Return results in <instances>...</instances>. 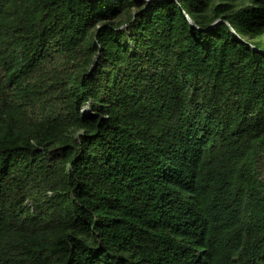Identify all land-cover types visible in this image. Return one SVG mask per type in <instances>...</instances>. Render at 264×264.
<instances>
[{
    "label": "trees",
    "instance_id": "16d2710c",
    "mask_svg": "<svg viewBox=\"0 0 264 264\" xmlns=\"http://www.w3.org/2000/svg\"><path fill=\"white\" fill-rule=\"evenodd\" d=\"M263 51L264 0H0V264H264Z\"/></svg>",
    "mask_w": 264,
    "mask_h": 264
},
{
    "label": "water",
    "instance_id": "95a60500",
    "mask_svg": "<svg viewBox=\"0 0 264 264\" xmlns=\"http://www.w3.org/2000/svg\"><path fill=\"white\" fill-rule=\"evenodd\" d=\"M146 1H150V0H146ZM186 16H187V19H188V21L190 22V24H191L192 26L198 28V26L195 24V22H194V21H193L188 15H186ZM218 22H224V23L228 24L226 21H223V20H221V19H218V20L215 21L213 24L218 23ZM198 29H199V28H198ZM231 30H232V32H233L234 34H236L232 28H231ZM259 51H262V50H259ZM263 52H264V51H263ZM88 112H89L88 109H84V110H83V116H86V115L88 114Z\"/></svg>",
    "mask_w": 264,
    "mask_h": 264
},
{
    "label": "rangeland",
    "instance_id": "374dc122",
    "mask_svg": "<svg viewBox=\"0 0 264 264\" xmlns=\"http://www.w3.org/2000/svg\"><path fill=\"white\" fill-rule=\"evenodd\" d=\"M85 109H88L87 107H85Z\"/></svg>",
    "mask_w": 264,
    "mask_h": 264
}]
</instances>
